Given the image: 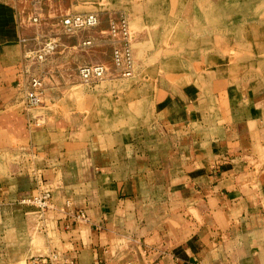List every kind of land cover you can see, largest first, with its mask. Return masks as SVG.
Returning a JSON list of instances; mask_svg holds the SVG:
<instances>
[{
    "label": "crops",
    "instance_id": "crops-1",
    "mask_svg": "<svg viewBox=\"0 0 264 264\" xmlns=\"http://www.w3.org/2000/svg\"><path fill=\"white\" fill-rule=\"evenodd\" d=\"M23 2L0 0V264L53 251L75 264H264V21L220 32L218 20L168 27V14L188 20L172 0H33L40 26L124 14L135 71L44 86L25 109L37 60L23 53Z\"/></svg>",
    "mask_w": 264,
    "mask_h": 264
},
{
    "label": "rangeland",
    "instance_id": "rangeland-1",
    "mask_svg": "<svg viewBox=\"0 0 264 264\" xmlns=\"http://www.w3.org/2000/svg\"><path fill=\"white\" fill-rule=\"evenodd\" d=\"M28 1L29 2L24 0L22 4L24 7H22L19 12L21 21L20 24L25 27L24 39L29 45V48L27 47L23 53L28 52V50L34 51L40 46L46 36H58L59 44L62 42V45L57 48L58 53H56L55 50V52L52 53L54 55H51L52 57L49 55L44 61L40 62L34 60L26 62L28 72L31 71L30 73L33 75L40 76L44 81V86H69L81 84V81L77 76V67L81 64L101 62L112 68V45L107 42L104 35L100 32L105 30V24L100 23V26L95 29L83 30L75 34L63 33L60 26L52 25L54 23H45V25H42V28V26H40L42 21L37 24H32L28 20L30 16L29 9H31L30 6L33 3V0L31 1V4L30 0ZM171 5L175 11L179 10V5H185L188 10V20L185 19V14H181L179 12L175 14L172 13L171 15L168 14L166 16L167 18L170 19V17H172V20H167L168 27H173L174 23L177 24L185 21L188 22V24L193 22L198 23V21L210 24L213 21L216 22L218 20L219 31L221 32L227 31L224 29L226 26L234 25V27L238 28L239 26L249 22L251 24H257L259 21H264V0H172ZM194 7L198 10L202 9V14L190 13L195 11L193 10ZM111 16L115 15H109V17ZM168 30L169 28L167 31L161 30V39L165 38L164 33H168ZM204 31H206L207 34L211 32L210 29ZM131 32L133 34L132 30ZM35 37H37L36 40ZM84 38L91 39L92 44L88 47H84L81 42V46H79L77 43ZM67 44H73L75 47L69 48L67 47ZM156 56H161V51H157Z\"/></svg>",
    "mask_w": 264,
    "mask_h": 264
},
{
    "label": "built area",
    "instance_id": "built-area-1",
    "mask_svg": "<svg viewBox=\"0 0 264 264\" xmlns=\"http://www.w3.org/2000/svg\"><path fill=\"white\" fill-rule=\"evenodd\" d=\"M43 0H36L41 2ZM28 20L32 24L40 22V17L32 14ZM101 19L97 13H65L58 19V25L65 34H75L77 32L99 27ZM111 48V65L105 63H85L77 67V76L82 84L94 86L103 81L108 76H119L130 78L134 75L133 58V34L129 27V22L124 14L111 16L107 19L105 30L100 31ZM83 46H90L91 39H85L81 43ZM58 46L56 37L46 38L40 46L33 52H26L25 56L29 59L44 61L49 55L55 52ZM44 81L40 76L31 75L28 79L27 92L25 98V109H31L41 104L43 99ZM40 209L50 206L48 195H39L32 199ZM76 219L86 221L87 216L83 211L73 215ZM34 264H75L73 261L64 258L60 252H51L47 255L34 258Z\"/></svg>",
    "mask_w": 264,
    "mask_h": 264
},
{
    "label": "bare ground",
    "instance_id": "bare-ground-1",
    "mask_svg": "<svg viewBox=\"0 0 264 264\" xmlns=\"http://www.w3.org/2000/svg\"><path fill=\"white\" fill-rule=\"evenodd\" d=\"M216 14V13H215Z\"/></svg>",
    "mask_w": 264,
    "mask_h": 264
}]
</instances>
